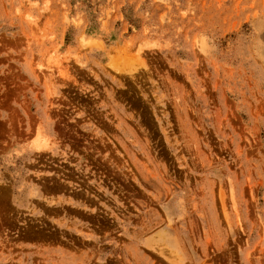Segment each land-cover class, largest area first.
Listing matches in <instances>:
<instances>
[{
  "label": "rangeland",
  "instance_id": "1",
  "mask_svg": "<svg viewBox=\"0 0 264 264\" xmlns=\"http://www.w3.org/2000/svg\"><path fill=\"white\" fill-rule=\"evenodd\" d=\"M0 264H264V0H0Z\"/></svg>",
  "mask_w": 264,
  "mask_h": 264
},
{
  "label": "bare ground",
  "instance_id": "2",
  "mask_svg": "<svg viewBox=\"0 0 264 264\" xmlns=\"http://www.w3.org/2000/svg\"><path fill=\"white\" fill-rule=\"evenodd\" d=\"M37 146V145H36ZM39 147V146H38ZM35 148V147H34Z\"/></svg>",
  "mask_w": 264,
  "mask_h": 264
}]
</instances>
